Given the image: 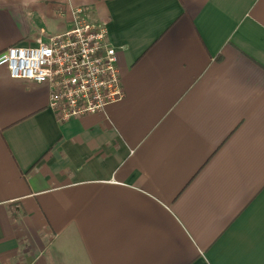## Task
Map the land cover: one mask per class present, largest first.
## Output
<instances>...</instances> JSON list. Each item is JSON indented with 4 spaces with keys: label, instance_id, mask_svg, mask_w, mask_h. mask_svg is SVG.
<instances>
[{
    "label": "crops",
    "instance_id": "0c3cea01",
    "mask_svg": "<svg viewBox=\"0 0 264 264\" xmlns=\"http://www.w3.org/2000/svg\"><path fill=\"white\" fill-rule=\"evenodd\" d=\"M77 7L125 97L62 120L0 66V264H264V0H0V53Z\"/></svg>",
    "mask_w": 264,
    "mask_h": 264
},
{
    "label": "built area",
    "instance_id": "2783aa9c",
    "mask_svg": "<svg viewBox=\"0 0 264 264\" xmlns=\"http://www.w3.org/2000/svg\"><path fill=\"white\" fill-rule=\"evenodd\" d=\"M12 78L47 84L49 107L67 120L105 112L125 97L116 47L92 10H73V26L37 45L15 44L0 53Z\"/></svg>",
    "mask_w": 264,
    "mask_h": 264
}]
</instances>
